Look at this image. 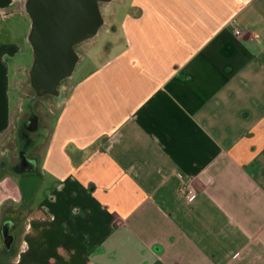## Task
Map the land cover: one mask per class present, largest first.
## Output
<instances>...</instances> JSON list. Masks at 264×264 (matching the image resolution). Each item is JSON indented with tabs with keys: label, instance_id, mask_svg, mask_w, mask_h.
<instances>
[{
	"label": "crops",
	"instance_id": "1",
	"mask_svg": "<svg viewBox=\"0 0 264 264\" xmlns=\"http://www.w3.org/2000/svg\"><path fill=\"white\" fill-rule=\"evenodd\" d=\"M115 1L106 59L22 150L0 42V264H264V0ZM23 9L0 0L30 70Z\"/></svg>",
	"mask_w": 264,
	"mask_h": 264
},
{
	"label": "water",
	"instance_id": "2",
	"mask_svg": "<svg viewBox=\"0 0 264 264\" xmlns=\"http://www.w3.org/2000/svg\"><path fill=\"white\" fill-rule=\"evenodd\" d=\"M112 0H25L24 10L31 20L29 42L33 63L30 84L38 96L56 94L60 82L68 77L77 61L75 47L93 38L103 23L100 3ZM25 200L32 198L35 188L21 182ZM12 236L4 238L9 249Z\"/></svg>",
	"mask_w": 264,
	"mask_h": 264
},
{
	"label": "rangeland",
	"instance_id": "3",
	"mask_svg": "<svg viewBox=\"0 0 264 264\" xmlns=\"http://www.w3.org/2000/svg\"><path fill=\"white\" fill-rule=\"evenodd\" d=\"M114 1L115 0H112L108 3L99 4L101 16L102 12L105 11L106 8V16L104 15V18L102 16L103 23L101 27L99 28L97 34L93 38H91L88 43L75 48L78 57H80V61L75 66L72 82L76 81L77 77L84 76L87 73L85 71H91L92 69H94L98 62L100 63L104 61V59H106V52H108V50H111V48L113 47L114 41L117 38V33L115 27H110L113 26L114 23L112 21V17L107 13H109L114 8V4L116 8H118L120 15H122L128 7V4L117 5L118 2ZM23 12H25L24 9ZM24 14L27 13L25 12ZM2 16L3 14L0 13V42L13 44L15 46V49L11 51L9 70L10 95L12 100L11 105H13L12 109L14 110L13 115L15 116V120L19 118H21V120L22 118L28 119L27 114L29 111H31L37 117L36 123L37 129L39 130L40 128L38 127V125L40 123H46L52 120L56 109L55 107L61 99L60 97H62L64 92L67 91L69 87L68 84L62 83L59 87V93H57L56 97L50 95L38 96L35 93L30 84V77L27 76V72L29 71V69L20 66H29V63H31L32 59L31 47H29V45L22 40L27 31L29 19L25 15L13 12V10L12 14L9 15L5 20L1 19ZM104 26L106 27V35H103L102 33L104 30ZM38 135L39 131L37 133H33L35 140H38ZM12 137H14V139H12ZM12 137L11 142H14L16 140V135L12 134ZM10 144L11 143H7L8 146ZM13 147L14 143L11 144V146H9L6 151H3L5 157H2L7 159L8 155H10L11 151L13 150ZM39 194L40 193H38V195H35L36 200L39 198ZM14 261V255L11 256L8 261L6 260V262L10 264H12Z\"/></svg>",
	"mask_w": 264,
	"mask_h": 264
},
{
	"label": "flooded vegetation",
	"instance_id": "4",
	"mask_svg": "<svg viewBox=\"0 0 264 264\" xmlns=\"http://www.w3.org/2000/svg\"><path fill=\"white\" fill-rule=\"evenodd\" d=\"M89 40H91V39H87V40L83 41L82 43L78 44L76 47L82 45L83 43H85L86 41H89ZM36 119H37V117L35 116L34 113H32L31 115H29L28 119L26 121H24L21 125L20 139L23 141V145L21 147V150L23 148H27V146H29L32 143V140L30 139L28 132H30V133H37L38 132V129L36 126V121H37Z\"/></svg>",
	"mask_w": 264,
	"mask_h": 264
},
{
	"label": "built area",
	"instance_id": "5",
	"mask_svg": "<svg viewBox=\"0 0 264 264\" xmlns=\"http://www.w3.org/2000/svg\"><path fill=\"white\" fill-rule=\"evenodd\" d=\"M231 25L234 27L235 35L237 36L242 35V30L239 27L238 21L235 18L231 20ZM182 188L184 189L185 197L188 199L193 197V195L195 194L196 190H195L192 180H189V179L184 180V182L182 183Z\"/></svg>",
	"mask_w": 264,
	"mask_h": 264
}]
</instances>
